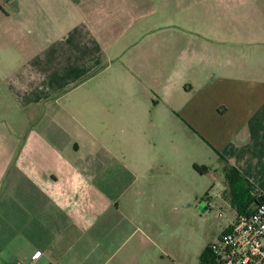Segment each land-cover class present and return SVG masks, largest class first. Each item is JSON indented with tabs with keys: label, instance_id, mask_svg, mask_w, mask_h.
<instances>
[{
	"label": "crops",
	"instance_id": "obj_1",
	"mask_svg": "<svg viewBox=\"0 0 264 264\" xmlns=\"http://www.w3.org/2000/svg\"><path fill=\"white\" fill-rule=\"evenodd\" d=\"M184 1L0 0V264H159L194 131L209 173L221 156L264 196V24L209 26L195 59L215 79L162 87L154 40L163 10L201 7ZM211 1L224 18L241 0Z\"/></svg>",
	"mask_w": 264,
	"mask_h": 264
},
{
	"label": "rangeland",
	"instance_id": "obj_2",
	"mask_svg": "<svg viewBox=\"0 0 264 264\" xmlns=\"http://www.w3.org/2000/svg\"><path fill=\"white\" fill-rule=\"evenodd\" d=\"M172 2V1H171ZM175 11H185L184 0H173ZM187 4H193V14L171 16L168 11H162L161 21L167 28L161 29V35L154 40L158 45L157 54L160 57V75L162 87L167 86L168 78L177 74L186 73L190 82H186L182 89L196 92L208 79H215L211 75L216 69L206 68L205 63L196 61L195 56L209 54L211 46H215L206 38L209 26L233 18L235 23L264 24V0H241L237 3H225L223 10L234 9V15L218 16L212 8L213 1L188 0ZM190 12V13H191ZM227 13V11H225ZM219 19L217 21L216 19ZM238 18V21L236 19ZM186 22V23H185ZM177 24L178 27H169ZM178 32L174 36L172 30ZM165 32V33H164ZM153 43V40H151ZM208 43V44H204ZM205 68V69H204ZM211 75V76H210ZM210 79V80H211ZM170 87V84H169ZM191 151L186 150L187 155H192V164L215 168L218 162L214 148L209 146L201 137L193 134ZM184 153V150L182 151ZM183 166V170H184ZM187 187L190 190L186 203L175 204L169 209L168 216L161 217L159 230V264H200L203 256L215 245H221V238L228 226L236 219L234 207L230 200L224 197L225 176L219 169L208 175L200 176L190 167L185 171ZM188 193V192H187ZM209 193L213 207L203 212L202 202L208 198ZM228 202V203H227Z\"/></svg>",
	"mask_w": 264,
	"mask_h": 264
},
{
	"label": "built area",
	"instance_id": "obj_3",
	"mask_svg": "<svg viewBox=\"0 0 264 264\" xmlns=\"http://www.w3.org/2000/svg\"><path fill=\"white\" fill-rule=\"evenodd\" d=\"M211 251L214 264H264V203L238 216Z\"/></svg>",
	"mask_w": 264,
	"mask_h": 264
},
{
	"label": "trees",
	"instance_id": "obj_4",
	"mask_svg": "<svg viewBox=\"0 0 264 264\" xmlns=\"http://www.w3.org/2000/svg\"><path fill=\"white\" fill-rule=\"evenodd\" d=\"M220 159L225 165L224 175L227 190L224 192V197L230 200L231 205L239 216H248L256 205L264 203V196L237 169L230 165L226 159L221 156ZM193 168L202 176L208 174L211 170L206 166L198 164H194ZM200 264H214L211 249L203 256Z\"/></svg>",
	"mask_w": 264,
	"mask_h": 264
},
{
	"label": "water",
	"instance_id": "obj_5",
	"mask_svg": "<svg viewBox=\"0 0 264 264\" xmlns=\"http://www.w3.org/2000/svg\"><path fill=\"white\" fill-rule=\"evenodd\" d=\"M202 208V207H201Z\"/></svg>",
	"mask_w": 264,
	"mask_h": 264
}]
</instances>
